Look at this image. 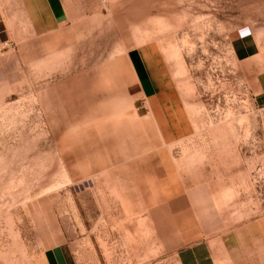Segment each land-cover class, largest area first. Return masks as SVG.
<instances>
[{
	"label": "rangeland",
	"instance_id": "obj_1",
	"mask_svg": "<svg viewBox=\"0 0 264 264\" xmlns=\"http://www.w3.org/2000/svg\"><path fill=\"white\" fill-rule=\"evenodd\" d=\"M80 2L0 45V264L58 245L74 264H168L181 233L262 240L264 0ZM136 57L154 98L127 93ZM184 191L197 210H162Z\"/></svg>",
	"mask_w": 264,
	"mask_h": 264
},
{
	"label": "crops",
	"instance_id": "obj_2",
	"mask_svg": "<svg viewBox=\"0 0 264 264\" xmlns=\"http://www.w3.org/2000/svg\"><path fill=\"white\" fill-rule=\"evenodd\" d=\"M80 1L67 0L68 3H66L64 0H0V45L7 42L10 37V25L16 22L37 24V29L43 32L47 29L46 24L54 28L60 27L69 20V6L87 5ZM250 59L254 101L258 106H264V42L256 46ZM133 70V78L125 82L129 84L127 93L135 97V101L154 98V88L157 86L144 73V64L138 60V57L133 62ZM153 187L149 207H140V210H144L143 213L165 199L161 188L156 185ZM171 198L176 201L172 204L167 202L168 206L162 210H197L191 201L190 192L184 191L182 195H175ZM145 220L150 223L151 218L146 216ZM257 227L261 232L262 240H255V242H252L247 237L248 235L226 245L218 239L191 242L189 235L181 233L174 241L166 242L161 246L180 247L175 254L168 256L166 261L168 264H264V224H258ZM43 261L44 264H74L70 253L63 245L47 249L43 254Z\"/></svg>",
	"mask_w": 264,
	"mask_h": 264
}]
</instances>
